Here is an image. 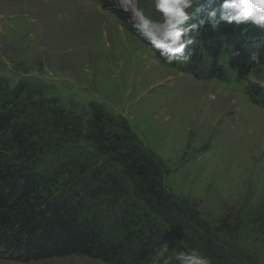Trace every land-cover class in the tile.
<instances>
[{
  "label": "rangeland",
  "instance_id": "374dc122",
  "mask_svg": "<svg viewBox=\"0 0 264 264\" xmlns=\"http://www.w3.org/2000/svg\"><path fill=\"white\" fill-rule=\"evenodd\" d=\"M214 1L193 0L184 25L192 55L168 63L105 6L123 11L120 0H0V75L11 89L28 81L50 107L86 119L97 105L127 120L163 162L169 190L212 229V247L186 228L187 240H165L169 252L195 250L212 264L221 246L228 262L264 264V96L253 88L264 90V63L242 78L224 44V76H201L214 60L201 42ZM137 6L162 19L154 0ZM0 264L108 263L81 254L25 262L0 250Z\"/></svg>",
  "mask_w": 264,
  "mask_h": 264
},
{
  "label": "trees",
  "instance_id": "16d2710c",
  "mask_svg": "<svg viewBox=\"0 0 264 264\" xmlns=\"http://www.w3.org/2000/svg\"><path fill=\"white\" fill-rule=\"evenodd\" d=\"M214 3L210 10L218 19ZM105 6L129 22V15ZM201 37L214 59L201 72L208 79L224 76V44L242 78L264 63V29L254 24L209 20ZM253 88L264 96L257 84ZM39 100L28 81L11 89L0 75V250L25 262L81 254L108 264H163L175 256L159 254L165 240H187L186 228L212 247L209 224L169 190L163 162L127 120L97 105L85 119ZM216 247L212 264H235Z\"/></svg>",
  "mask_w": 264,
  "mask_h": 264
},
{
  "label": "clouds",
  "instance_id": "9594fccd",
  "mask_svg": "<svg viewBox=\"0 0 264 264\" xmlns=\"http://www.w3.org/2000/svg\"><path fill=\"white\" fill-rule=\"evenodd\" d=\"M192 3L193 0H154L155 11L162 16L159 20L138 7L137 0H120L119 6L129 14V23L139 38L149 43L168 63H186L190 60V54L185 49L194 42L184 27L190 19L186 10ZM217 3L220 5L219 18L216 10L209 12L213 21L224 20L236 25L251 23L264 29V0H217ZM251 59L259 58L253 54ZM167 251L168 245L165 243L159 254L163 256ZM173 259L178 264H211L207 257L195 250L179 251L174 257L164 259L163 264H171Z\"/></svg>",
  "mask_w": 264,
  "mask_h": 264
}]
</instances>
